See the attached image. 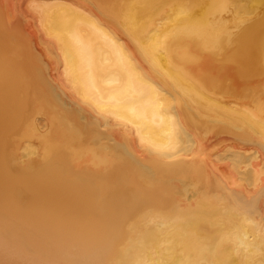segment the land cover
<instances>
[{
    "label": "bare ground",
    "instance_id": "6f19581e",
    "mask_svg": "<svg viewBox=\"0 0 264 264\" xmlns=\"http://www.w3.org/2000/svg\"><path fill=\"white\" fill-rule=\"evenodd\" d=\"M0 264H264V0H0Z\"/></svg>",
    "mask_w": 264,
    "mask_h": 264
}]
</instances>
